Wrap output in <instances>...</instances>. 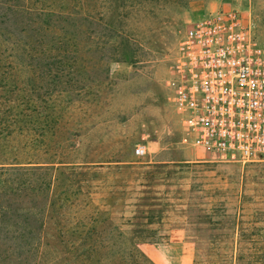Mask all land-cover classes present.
<instances>
[{
	"label": "rangeland",
	"instance_id": "rangeland-1",
	"mask_svg": "<svg viewBox=\"0 0 264 264\" xmlns=\"http://www.w3.org/2000/svg\"><path fill=\"white\" fill-rule=\"evenodd\" d=\"M29 2L51 11L42 45L0 0V151L41 167L5 196L25 215L0 221V264H264V157L187 145L167 85L208 11L240 10L264 47V0Z\"/></svg>",
	"mask_w": 264,
	"mask_h": 264
},
{
	"label": "built area",
	"instance_id": "built-area-1",
	"mask_svg": "<svg viewBox=\"0 0 264 264\" xmlns=\"http://www.w3.org/2000/svg\"><path fill=\"white\" fill-rule=\"evenodd\" d=\"M234 8L191 20L178 42L171 87L183 142L241 164L264 157V47ZM145 154V146L135 148Z\"/></svg>",
	"mask_w": 264,
	"mask_h": 264
},
{
	"label": "trees",
	"instance_id": "trees-1",
	"mask_svg": "<svg viewBox=\"0 0 264 264\" xmlns=\"http://www.w3.org/2000/svg\"><path fill=\"white\" fill-rule=\"evenodd\" d=\"M32 2L36 3V1ZM2 3L4 4V9L6 12L8 11V13L10 14H15L23 21H26V19H28L29 23H31L23 24V26L26 27L25 30L22 28L24 33L26 32L27 34L28 30L30 37H33L35 32L41 31L36 35H39V37H41L38 40V43L42 45L44 43V39L46 38L43 30H46L49 27V14L51 13V11L40 9V7L37 6L35 8L29 7V0H2ZM31 15H33V17ZM25 43L24 45H26ZM8 142L9 139L4 142L5 144L1 143L0 149L6 147ZM21 148L22 150H24V152H18V150L14 153L0 151V195L4 197V199L0 200V218H2L0 221L2 222L10 221V216L18 218V216L24 214V211L20 212V210H18L14 202L5 199V196L9 197V191L13 192L12 189H14L15 184L22 186H24L25 184L27 185L28 179L24 181L19 179L18 176H22L25 172L31 171L34 167H41L35 166L36 163L40 162L37 160V157L28 154V152L26 153L25 150L27 149V147L21 146ZM27 219L28 217L25 218V220ZM18 223L19 222L14 221L15 226ZM41 226L42 225H40V227Z\"/></svg>",
	"mask_w": 264,
	"mask_h": 264
}]
</instances>
